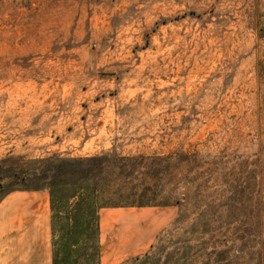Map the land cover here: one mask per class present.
Here are the masks:
<instances>
[{
  "label": "rangeland",
  "instance_id": "rangeland-1",
  "mask_svg": "<svg viewBox=\"0 0 264 264\" xmlns=\"http://www.w3.org/2000/svg\"><path fill=\"white\" fill-rule=\"evenodd\" d=\"M102 155L146 160L66 264H264V0H0V196Z\"/></svg>",
  "mask_w": 264,
  "mask_h": 264
},
{
  "label": "trees",
  "instance_id": "trees-1",
  "mask_svg": "<svg viewBox=\"0 0 264 264\" xmlns=\"http://www.w3.org/2000/svg\"><path fill=\"white\" fill-rule=\"evenodd\" d=\"M145 160L141 157H116L111 161L102 155L83 159H49L44 161L46 176L43 180L49 181L47 188L50 194L52 239L54 247L62 249L61 252H58V254H62L60 260L62 264H66L65 259L71 257L76 243L81 240L90 242L93 237L94 239L97 237L98 192L109 193L115 186L114 190L118 192L128 188L132 191L134 187L128 185L126 181L138 165L137 161L144 162ZM115 169L119 171V176L122 178L117 177L115 181H111ZM66 191L69 193L65 197L59 196L65 194ZM114 196L108 199L109 206L132 207L149 204V199H145V197H135L137 201H126L130 200V197L124 198L119 193ZM72 200L75 202L70 203ZM56 237H58L57 242L54 241ZM60 243H63L62 247ZM56 252H54L53 264L58 263Z\"/></svg>",
  "mask_w": 264,
  "mask_h": 264
},
{
  "label": "crops",
  "instance_id": "crops-1",
  "mask_svg": "<svg viewBox=\"0 0 264 264\" xmlns=\"http://www.w3.org/2000/svg\"><path fill=\"white\" fill-rule=\"evenodd\" d=\"M54 252L49 194L12 190L0 196V264H53Z\"/></svg>",
  "mask_w": 264,
  "mask_h": 264
}]
</instances>
